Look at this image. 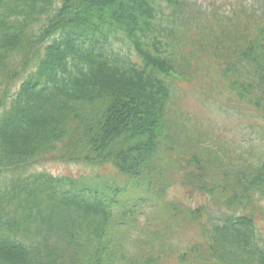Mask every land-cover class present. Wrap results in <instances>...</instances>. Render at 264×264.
<instances>
[{
  "label": "trees",
  "instance_id": "obj_1",
  "mask_svg": "<svg viewBox=\"0 0 264 264\" xmlns=\"http://www.w3.org/2000/svg\"><path fill=\"white\" fill-rule=\"evenodd\" d=\"M232 4L0 0V264H264V143L193 152L211 141L173 110L171 75L204 55L264 122V0ZM176 184L209 207L169 199ZM181 228L199 237L182 249Z\"/></svg>",
  "mask_w": 264,
  "mask_h": 264
},
{
  "label": "rangeland",
  "instance_id": "obj_2",
  "mask_svg": "<svg viewBox=\"0 0 264 264\" xmlns=\"http://www.w3.org/2000/svg\"><path fill=\"white\" fill-rule=\"evenodd\" d=\"M188 1L194 3V6L203 12L216 9L220 11H228L230 13L232 10L231 7H233V0ZM198 53H202V51ZM200 57L203 60L204 68H206L197 72V76L200 77H195L191 81H176L172 84L173 99L176 103V105L173 106V110L175 112H180L182 115H185L186 113L189 115H195L196 118L200 119H196L201 123L202 126H200V130L204 133L203 135L199 134L200 138L205 140L206 138L210 139L212 143H208L213 144L218 150L220 149L221 153L227 151L228 155L231 156L235 151L244 152V150L248 149L252 144L261 147V144L264 143V136L261 134L262 129L254 128L261 124L259 120L251 116L252 113L250 110L243 109V111H237L232 107V105L239 102L232 97L230 91L220 92L216 83L211 81V79H215L218 76L214 72V66L208 68L207 64L210 63V60L204 55ZM132 58L135 59L136 57L132 55ZM196 62H198L197 59L192 60L193 65ZM214 96H216V99L211 101ZM245 105L242 104V107L251 109L250 105ZM178 109H180V111ZM195 116L192 117L193 120L195 119ZM252 124L254 125L253 128L251 127ZM190 128L192 130V127ZM195 145L198 147L194 148L193 152H198L200 149L207 147V142H202L200 140L199 142L196 141ZM256 150L258 151V148H256ZM255 152H247L245 154L247 156H253ZM239 155L241 154L239 153ZM37 167L39 170H45L55 175H79L89 169L80 164L61 161H51ZM167 197L171 200L187 204L192 208L201 205H207V207H209L210 203V198L204 193L192 190L186 191V189L178 184L173 185L168 190ZM204 212L206 213V210H204ZM260 224L264 225V220H262ZM180 230L181 232L177 234V241L173 240L180 249L199 238L197 233H195L196 229L194 228H181ZM172 262H175L172 264H177L176 258L172 259Z\"/></svg>",
  "mask_w": 264,
  "mask_h": 264
}]
</instances>
